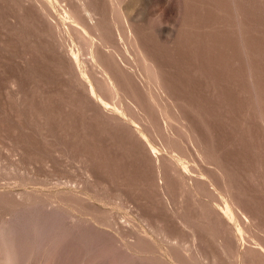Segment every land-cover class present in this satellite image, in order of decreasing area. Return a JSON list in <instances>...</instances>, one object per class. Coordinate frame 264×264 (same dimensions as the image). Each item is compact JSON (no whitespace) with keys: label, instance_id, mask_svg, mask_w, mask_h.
I'll return each instance as SVG.
<instances>
[{"label":"rangeland","instance_id":"1","mask_svg":"<svg viewBox=\"0 0 264 264\" xmlns=\"http://www.w3.org/2000/svg\"><path fill=\"white\" fill-rule=\"evenodd\" d=\"M0 264H264V0H0Z\"/></svg>","mask_w":264,"mask_h":264}]
</instances>
